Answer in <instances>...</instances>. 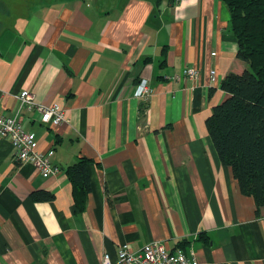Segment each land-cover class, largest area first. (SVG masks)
Returning <instances> with one entry per match:
<instances>
[{
  "label": "crops",
  "instance_id": "1",
  "mask_svg": "<svg viewBox=\"0 0 264 264\" xmlns=\"http://www.w3.org/2000/svg\"><path fill=\"white\" fill-rule=\"evenodd\" d=\"M230 20L221 0H48L0 27V109L17 114L29 90L70 120L51 128L20 114L63 169L56 176L18 163L0 137V264H102L106 254L123 264L121 246L152 242L199 264H264V206L258 214L241 192L206 125L228 97L225 77L248 68ZM143 80L152 92L138 98ZM82 158L91 192L81 211L66 170Z\"/></svg>",
  "mask_w": 264,
  "mask_h": 264
},
{
  "label": "trees",
  "instance_id": "2",
  "mask_svg": "<svg viewBox=\"0 0 264 264\" xmlns=\"http://www.w3.org/2000/svg\"><path fill=\"white\" fill-rule=\"evenodd\" d=\"M230 12V31L242 73H229L222 82L228 97L212 110L206 125L221 162L232 169L241 192L264 206V0H221ZM89 161L80 159L66 173L82 211L91 192ZM34 201H51L50 193L35 192Z\"/></svg>",
  "mask_w": 264,
  "mask_h": 264
},
{
  "label": "built area",
  "instance_id": "3",
  "mask_svg": "<svg viewBox=\"0 0 264 264\" xmlns=\"http://www.w3.org/2000/svg\"><path fill=\"white\" fill-rule=\"evenodd\" d=\"M212 55L216 56V53ZM198 75V70L195 68H188L183 72L184 77L192 80H196ZM216 78L217 72L213 70L211 79L214 82ZM151 92L147 80H143L138 85L135 96L147 98ZM19 100L20 108L15 115H9L0 109V137L8 139L12 143L14 158L18 163L32 165L43 177L61 174L63 169L55 166L51 161L53 152L41 153L37 150V134L25 130L20 121V114L24 110L35 112L41 125L55 128L70 121L66 116V109L59 103L49 107L38 104L34 94L29 90L23 91ZM118 261L123 264H199L194 254L190 257L182 250L172 252L161 242H152L138 252H134L129 245H123L118 251ZM102 264L114 263L106 254Z\"/></svg>",
  "mask_w": 264,
  "mask_h": 264
},
{
  "label": "rangeland",
  "instance_id": "4",
  "mask_svg": "<svg viewBox=\"0 0 264 264\" xmlns=\"http://www.w3.org/2000/svg\"><path fill=\"white\" fill-rule=\"evenodd\" d=\"M48 0H0V27L14 26L38 3Z\"/></svg>",
  "mask_w": 264,
  "mask_h": 264
}]
</instances>
